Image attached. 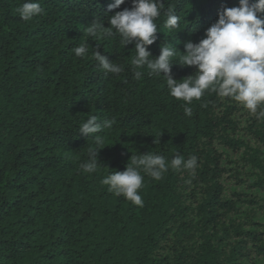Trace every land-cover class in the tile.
<instances>
[{"label":"trees","instance_id":"1","mask_svg":"<svg viewBox=\"0 0 264 264\" xmlns=\"http://www.w3.org/2000/svg\"><path fill=\"white\" fill-rule=\"evenodd\" d=\"M24 2L0 0V264H264V121L211 91L188 117L163 74L138 69L136 80L134 44L86 32L96 16L109 27L132 0L111 12L114 0H38L44 12L30 21ZM169 6L181 17L175 30L164 27ZM225 6L239 0H165L153 58L166 43L177 62ZM81 43L82 58L72 51ZM95 51L124 71L105 73ZM196 71L174 65L172 76ZM90 116L116 123L101 133V167L86 173L96 145L79 127ZM149 152L195 155L199 166L145 175L143 207L101 183Z\"/></svg>","mask_w":264,"mask_h":264},{"label":"clouds","instance_id":"2","mask_svg":"<svg viewBox=\"0 0 264 264\" xmlns=\"http://www.w3.org/2000/svg\"><path fill=\"white\" fill-rule=\"evenodd\" d=\"M125 3L126 0H114L108 10L119 9ZM164 6L165 0H132L131 8L108 17L109 27H105L101 18L96 16L86 32L93 38H115L118 34L119 43L124 48L134 44L136 54L131 61L134 78L142 79L143 73L138 69L144 68L150 70L149 75L163 74L169 95L185 102L182 105L185 116L192 115V107L188 105L193 100H200L206 91H211L243 104L258 121H264V0H239L238 7H223L218 21L207 29L206 38L199 43H184L185 52L177 62L172 58L180 51L174 45L164 43L157 58H153L149 51V46L156 42L159 32L156 20ZM18 12L22 20L30 21L40 16L44 9L38 0H25ZM166 16L164 27L175 30L180 26L181 17L174 7L169 6ZM89 46L81 43L72 51L76 57L82 58L88 55ZM93 55L105 73L119 75L124 71L122 65L110 62L99 51ZM174 65L195 67L197 71L195 75L177 81L172 76ZM115 123L114 119L100 121L96 116H90L80 124L79 133L93 139L96 145L95 150L90 151L89 159L80 165L84 172L93 173L101 167L99 152L105 148V137L101 133ZM198 166L195 155L185 159L177 153L169 162L165 156L149 152L132 155L125 171H111L101 183L108 185V191L117 197L123 196L134 205L143 207L139 190L144 186L145 175L160 181L169 167L186 169L194 174Z\"/></svg>","mask_w":264,"mask_h":264}]
</instances>
